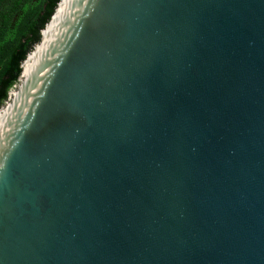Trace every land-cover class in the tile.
<instances>
[{
  "label": "water",
  "instance_id": "95a60500",
  "mask_svg": "<svg viewBox=\"0 0 264 264\" xmlns=\"http://www.w3.org/2000/svg\"><path fill=\"white\" fill-rule=\"evenodd\" d=\"M20 67L0 264H264V0H59Z\"/></svg>",
  "mask_w": 264,
  "mask_h": 264
},
{
  "label": "trees",
  "instance_id": "16d2710c",
  "mask_svg": "<svg viewBox=\"0 0 264 264\" xmlns=\"http://www.w3.org/2000/svg\"><path fill=\"white\" fill-rule=\"evenodd\" d=\"M59 0H0V106Z\"/></svg>",
  "mask_w": 264,
  "mask_h": 264
},
{
  "label": "bare ground",
  "instance_id": "6f19581e",
  "mask_svg": "<svg viewBox=\"0 0 264 264\" xmlns=\"http://www.w3.org/2000/svg\"><path fill=\"white\" fill-rule=\"evenodd\" d=\"M28 69V64H26V66L24 67V73L27 71Z\"/></svg>",
  "mask_w": 264,
  "mask_h": 264
},
{
  "label": "rangeland",
  "instance_id": "374dc122",
  "mask_svg": "<svg viewBox=\"0 0 264 264\" xmlns=\"http://www.w3.org/2000/svg\"><path fill=\"white\" fill-rule=\"evenodd\" d=\"M17 84V82L14 84V86ZM14 86H12L10 89H9V91H11L12 89H14ZM9 91H8V93H9Z\"/></svg>",
  "mask_w": 264,
  "mask_h": 264
}]
</instances>
